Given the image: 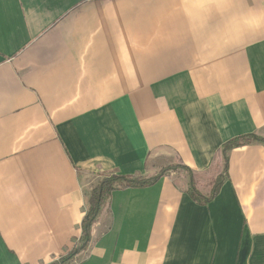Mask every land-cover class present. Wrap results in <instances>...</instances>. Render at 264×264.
Here are the masks:
<instances>
[{
	"label": "crops",
	"instance_id": "0c3cea01",
	"mask_svg": "<svg viewBox=\"0 0 264 264\" xmlns=\"http://www.w3.org/2000/svg\"><path fill=\"white\" fill-rule=\"evenodd\" d=\"M264 139V0H0V264L77 244L100 176L208 169ZM187 178L113 192L72 264H264V143L207 206Z\"/></svg>",
	"mask_w": 264,
	"mask_h": 264
},
{
	"label": "trees",
	"instance_id": "16d2710c",
	"mask_svg": "<svg viewBox=\"0 0 264 264\" xmlns=\"http://www.w3.org/2000/svg\"><path fill=\"white\" fill-rule=\"evenodd\" d=\"M252 141L264 143L256 134L245 135L226 142L216 151L208 169L202 172L191 170L180 159L160 168L150 177L141 175H120L112 172L99 177L97 183L87 193V210L81 223V235L77 244L65 256L50 264H72L87 250L91 241L92 227L108 211L110 196L120 189L146 188L156 184L164 176L180 174L187 178L185 193L190 200L201 207L210 204L219 194L227 180L229 153Z\"/></svg>",
	"mask_w": 264,
	"mask_h": 264
},
{
	"label": "rangeland",
	"instance_id": "374dc122",
	"mask_svg": "<svg viewBox=\"0 0 264 264\" xmlns=\"http://www.w3.org/2000/svg\"><path fill=\"white\" fill-rule=\"evenodd\" d=\"M98 180H99V179H98ZM98 180H97V181H98ZM96 183H97V182H96Z\"/></svg>",
	"mask_w": 264,
	"mask_h": 264
}]
</instances>
